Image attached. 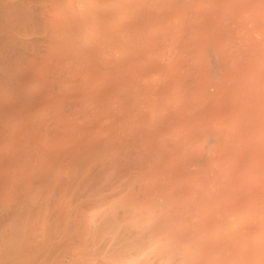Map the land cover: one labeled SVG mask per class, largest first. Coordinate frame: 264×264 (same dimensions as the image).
I'll return each instance as SVG.
<instances>
[{
  "label": "bare ground",
  "instance_id": "bare-ground-1",
  "mask_svg": "<svg viewBox=\"0 0 264 264\" xmlns=\"http://www.w3.org/2000/svg\"><path fill=\"white\" fill-rule=\"evenodd\" d=\"M0 264H264V0H0Z\"/></svg>",
  "mask_w": 264,
  "mask_h": 264
}]
</instances>
